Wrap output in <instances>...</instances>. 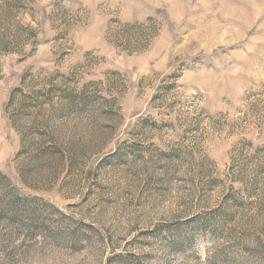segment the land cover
Here are the masks:
<instances>
[{
  "label": "rangeland",
  "instance_id": "374dc122",
  "mask_svg": "<svg viewBox=\"0 0 264 264\" xmlns=\"http://www.w3.org/2000/svg\"><path fill=\"white\" fill-rule=\"evenodd\" d=\"M0 264H264V0H0Z\"/></svg>",
  "mask_w": 264,
  "mask_h": 264
}]
</instances>
